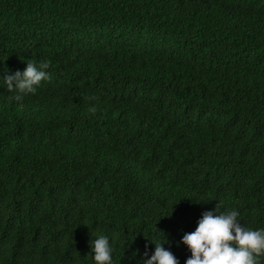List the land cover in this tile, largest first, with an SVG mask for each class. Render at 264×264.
<instances>
[{"label": "trees", "instance_id": "obj_1", "mask_svg": "<svg viewBox=\"0 0 264 264\" xmlns=\"http://www.w3.org/2000/svg\"><path fill=\"white\" fill-rule=\"evenodd\" d=\"M216 205L264 229V0H0V264H184Z\"/></svg>", "mask_w": 264, "mask_h": 264}, {"label": "clouds", "instance_id": "obj_2", "mask_svg": "<svg viewBox=\"0 0 264 264\" xmlns=\"http://www.w3.org/2000/svg\"><path fill=\"white\" fill-rule=\"evenodd\" d=\"M49 67L47 60L39 64L28 61L23 71L5 75L3 80L8 91L15 93L9 99L22 101L25 95L34 94L42 81L51 79L46 71ZM90 111L95 112V107ZM239 216L236 210L218 213L217 205L213 210L202 212L195 230L185 232L178 242L187 246L191 253L184 264H258L259 258L264 256V229L244 227ZM89 243L96 264H111L113 249L107 236L100 235ZM163 243L167 240L155 243L151 256L147 251L144 253L148 257L144 264H179L174 254L162 246Z\"/></svg>", "mask_w": 264, "mask_h": 264}]
</instances>
